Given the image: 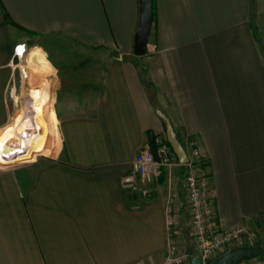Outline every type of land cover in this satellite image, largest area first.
<instances>
[{
    "label": "crops",
    "instance_id": "1",
    "mask_svg": "<svg viewBox=\"0 0 264 264\" xmlns=\"http://www.w3.org/2000/svg\"><path fill=\"white\" fill-rule=\"evenodd\" d=\"M138 1L0 0V129L10 120L22 33L61 34L72 46L115 53L101 61L98 80L63 93L57 157L0 167V264H161L169 197L175 240L193 251L183 167L164 171L147 198L121 186L140 146L165 133L157 109L182 144L200 147L219 226L244 223L264 238V0H154L147 53L135 56ZM30 53L41 75L59 71L41 50ZM82 64L65 74L82 75ZM88 85L96 89L79 91ZM9 127L4 141L17 155L24 149Z\"/></svg>",
    "mask_w": 264,
    "mask_h": 264
},
{
    "label": "rangeland",
    "instance_id": "2",
    "mask_svg": "<svg viewBox=\"0 0 264 264\" xmlns=\"http://www.w3.org/2000/svg\"><path fill=\"white\" fill-rule=\"evenodd\" d=\"M22 35L26 45H23V48L21 47L22 51L24 49L22 58L14 61V64H17L15 66V76L8 86L11 114L6 126L11 128L13 125L15 127L14 132L11 129L9 130L10 137L14 138L16 140L15 145L23 147L24 151L16 155L15 149H8L14 147H9L4 141V139L9 140L3 133L7 127L5 126V129L1 128L0 155L6 159L5 162H0V167L36 163V161L42 163L47 159L57 157L58 149L61 146L58 129V105L62 100L63 93L68 92L74 95L73 92L76 90L79 81L98 80L102 67L101 61L106 57L115 55L114 52L106 49L99 48L98 50L93 47L79 48L72 46L70 39L61 34L31 36L22 33ZM36 49L44 53L43 58L46 62L48 61L50 65L59 69L57 73L53 75L44 73L41 75L44 67L40 64L37 55L30 53ZM78 62L83 63V74L74 77L67 76L65 73H67L68 66H77ZM92 86L80 87L81 90L79 91L83 92L85 89L90 92L96 89ZM78 97V99H82L83 95ZM14 123L17 125L15 126ZM191 145L192 141L183 145L187 154L191 150ZM4 148H7L10 153H4ZM20 156L27 158L16 159ZM173 166H183L181 184L184 192L185 165L176 164ZM186 209L187 203L185 200L184 210L186 216L189 217ZM257 243L264 244V238H258L254 233V238L246 240L243 245ZM261 257H264V254Z\"/></svg>",
    "mask_w": 264,
    "mask_h": 264
},
{
    "label": "built area",
    "instance_id": "3",
    "mask_svg": "<svg viewBox=\"0 0 264 264\" xmlns=\"http://www.w3.org/2000/svg\"><path fill=\"white\" fill-rule=\"evenodd\" d=\"M188 157V163L184 164V195L193 239V253L180 249L175 240L174 227L178 211L175 198L169 197L165 205L168 248L161 264H189L191 256H196L205 263L226 249L243 245L246 240L254 238V233L244 223H238L228 229L219 226L211 194V177L205 165L204 155L194 141ZM176 164L179 165L165 134H154L150 141L144 142L136 152L130 170L121 178V186L126 192L147 198L160 175ZM238 264H264V257L259 255Z\"/></svg>",
    "mask_w": 264,
    "mask_h": 264
},
{
    "label": "water",
    "instance_id": "4",
    "mask_svg": "<svg viewBox=\"0 0 264 264\" xmlns=\"http://www.w3.org/2000/svg\"><path fill=\"white\" fill-rule=\"evenodd\" d=\"M153 1H138V23L133 35L132 48V53L135 56H143L147 53L149 35L153 23ZM156 113L164 124L166 140L178 163L182 165L188 163L187 151L178 138L170 118L160 109H157ZM6 152L7 148H4V153ZM262 254H264V244L238 245L226 249L216 257L208 259L205 263L196 256H191L189 264H238Z\"/></svg>",
    "mask_w": 264,
    "mask_h": 264
},
{
    "label": "trees",
    "instance_id": "5",
    "mask_svg": "<svg viewBox=\"0 0 264 264\" xmlns=\"http://www.w3.org/2000/svg\"><path fill=\"white\" fill-rule=\"evenodd\" d=\"M153 8H154V1H153ZM153 18H154V11H153ZM253 28H254L253 29L254 30V35H255L256 40H257V33H256L257 29L255 27H253ZM26 33L31 35V36H40L41 35V33H35V32H31V31H26ZM139 76H140V80H141L144 88L146 89V92L148 93V96L151 98V96L153 94L152 84H151L149 78L147 77L146 72L144 70H142V69H139ZM205 165H206V162H205ZM257 244H259V243H257ZM189 252L193 253V251H189Z\"/></svg>",
    "mask_w": 264,
    "mask_h": 264
},
{
    "label": "bare ground",
    "instance_id": "6",
    "mask_svg": "<svg viewBox=\"0 0 264 264\" xmlns=\"http://www.w3.org/2000/svg\"><path fill=\"white\" fill-rule=\"evenodd\" d=\"M18 50H19V48H18ZM19 51H21V53L24 51V49H23V51H22V49L20 48V50ZM33 92H34V90H33ZM14 125L16 126L17 124L16 123H14Z\"/></svg>",
    "mask_w": 264,
    "mask_h": 264
}]
</instances>
